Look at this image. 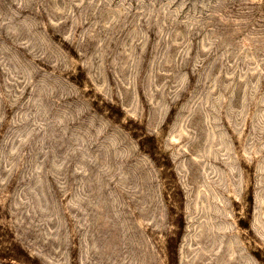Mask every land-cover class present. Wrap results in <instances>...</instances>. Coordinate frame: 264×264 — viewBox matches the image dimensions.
<instances>
[{
	"label": "rangeland",
	"instance_id": "rangeland-1",
	"mask_svg": "<svg viewBox=\"0 0 264 264\" xmlns=\"http://www.w3.org/2000/svg\"><path fill=\"white\" fill-rule=\"evenodd\" d=\"M0 264H264V0H0Z\"/></svg>",
	"mask_w": 264,
	"mask_h": 264
}]
</instances>
